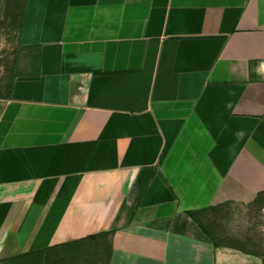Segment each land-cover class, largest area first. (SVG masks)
Wrapping results in <instances>:
<instances>
[{"label":"crops","instance_id":"crops-1","mask_svg":"<svg viewBox=\"0 0 264 264\" xmlns=\"http://www.w3.org/2000/svg\"><path fill=\"white\" fill-rule=\"evenodd\" d=\"M21 41L0 264L106 231L108 264H264L205 222L264 200V0H28Z\"/></svg>","mask_w":264,"mask_h":264},{"label":"rangeland","instance_id":"rangeland-1","mask_svg":"<svg viewBox=\"0 0 264 264\" xmlns=\"http://www.w3.org/2000/svg\"><path fill=\"white\" fill-rule=\"evenodd\" d=\"M22 6V0H7L0 5V95L6 94L14 72H26L31 66L32 51L19 40ZM205 222L216 235L238 240L244 248L264 249V200L261 197L244 207L224 204L211 212ZM108 244L107 237L90 244L85 252L54 250L45 264H107Z\"/></svg>","mask_w":264,"mask_h":264},{"label":"trees","instance_id":"trees-1","mask_svg":"<svg viewBox=\"0 0 264 264\" xmlns=\"http://www.w3.org/2000/svg\"><path fill=\"white\" fill-rule=\"evenodd\" d=\"M7 0H0V5L5 3ZM28 0H22L23 2V6H22V15H21V21H20V30H19V40L21 42V44L25 47L28 48L32 51L31 53V67L32 69L26 72H14L11 76V80L10 83L7 87V92L4 95H0V96H10L11 92H12V88H13V83L15 81V78L19 75H24L26 73H39V68L38 65L40 63L41 60V56H40V47L37 45H25L22 43L21 41V31H22V27H23V23H24V19H25V10H26V4H27ZM217 207H210L208 208L206 211L208 212H216ZM208 233L210 235H212V237L214 238V240L216 241V243L220 242L223 243L226 246H230V247H234L236 249H242L244 248V246H241L238 243V240L235 241V239L230 238L227 235L224 234H213L210 230H208ZM111 235L112 232L111 231H106V232H101L99 234H95V235H90L78 240H73V241H69L66 243H62V244H56V245H52V246H48L45 248H41L38 250H33V251H29V252H24V253H18V254H14V255H10L7 256L5 258L2 259V263L3 264H45L49 258V253L51 251L57 250L60 251L61 253L65 252V251H71V250H80V251H86L87 247H89L90 244H94V242H98L100 241L102 238H109V244H108V260H107V264L109 262V258L111 255V251H112V247H111ZM226 239V240H225ZM231 240V242H229V240ZM228 240V241H227Z\"/></svg>","mask_w":264,"mask_h":264}]
</instances>
